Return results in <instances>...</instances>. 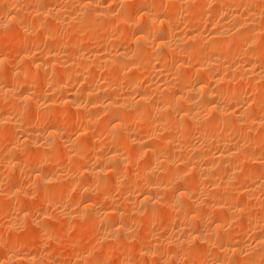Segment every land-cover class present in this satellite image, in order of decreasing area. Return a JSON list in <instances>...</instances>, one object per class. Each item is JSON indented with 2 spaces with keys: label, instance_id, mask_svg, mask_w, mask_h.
<instances>
[{
  "label": "bare ground",
  "instance_id": "1",
  "mask_svg": "<svg viewBox=\"0 0 264 264\" xmlns=\"http://www.w3.org/2000/svg\"><path fill=\"white\" fill-rule=\"evenodd\" d=\"M110 257L264 264V0H0V264Z\"/></svg>",
  "mask_w": 264,
  "mask_h": 264
},
{
  "label": "rangeland",
  "instance_id": "2",
  "mask_svg": "<svg viewBox=\"0 0 264 264\" xmlns=\"http://www.w3.org/2000/svg\"><path fill=\"white\" fill-rule=\"evenodd\" d=\"M30 238V239H29ZM29 238H28V242L30 241V245H32V244H34L37 240H38V238H31L30 236H29ZM36 240V241H35ZM39 241V240H38ZM117 258L118 257H110L109 258V264H115V261L114 260H116L117 261ZM113 262V263H112ZM117 264V263H116Z\"/></svg>",
  "mask_w": 264,
  "mask_h": 264
}]
</instances>
